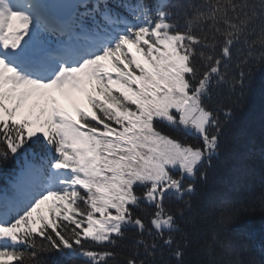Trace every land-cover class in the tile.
Masks as SVG:
<instances>
[{
    "label": "snow or ice",
    "instance_id": "6c2138e0",
    "mask_svg": "<svg viewBox=\"0 0 264 264\" xmlns=\"http://www.w3.org/2000/svg\"><path fill=\"white\" fill-rule=\"evenodd\" d=\"M256 68L264 0H0V264H264L202 198Z\"/></svg>",
    "mask_w": 264,
    "mask_h": 264
},
{
    "label": "trees",
    "instance_id": "16d2710c",
    "mask_svg": "<svg viewBox=\"0 0 264 264\" xmlns=\"http://www.w3.org/2000/svg\"><path fill=\"white\" fill-rule=\"evenodd\" d=\"M253 80V87L241 109L238 140L233 153L222 162L202 193V198L209 204H214L221 193L232 188L258 191L264 187V72L254 69ZM263 227L264 212L257 210L240 219L235 233L238 239L250 244L257 259L264 242Z\"/></svg>",
    "mask_w": 264,
    "mask_h": 264
}]
</instances>
